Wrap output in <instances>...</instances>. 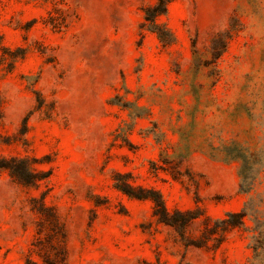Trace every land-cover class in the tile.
<instances>
[{"label": "rangeland", "instance_id": "rangeland-1", "mask_svg": "<svg viewBox=\"0 0 264 264\" xmlns=\"http://www.w3.org/2000/svg\"><path fill=\"white\" fill-rule=\"evenodd\" d=\"M156 2L0 0V159L51 174L30 188L0 170V264H46L63 245L60 264H250L264 239V0H174L159 18L169 47L143 27ZM117 176L170 212L244 210L248 230L186 246Z\"/></svg>", "mask_w": 264, "mask_h": 264}, {"label": "trees", "instance_id": "trees-1", "mask_svg": "<svg viewBox=\"0 0 264 264\" xmlns=\"http://www.w3.org/2000/svg\"><path fill=\"white\" fill-rule=\"evenodd\" d=\"M173 1L174 0H157L155 4L143 9L145 14L143 27L148 31L155 33L163 47L171 46L174 43V36L166 25L159 22V18L167 15L169 6ZM225 47L226 42L224 41L222 42L221 49L216 54V58H219L222 53H224ZM0 50L9 51L1 44ZM16 52H13L12 54V62L10 65H13L19 57ZM2 57L3 56H0V65L3 63ZM34 163H36V160L29 157L2 158L0 159V170L7 171L13 180L23 186L36 188L42 182H47L51 174L35 170L33 167ZM262 171L263 169L259 171V174ZM119 177L122 176H117V178H115L116 187L122 193L133 199L139 201H151L153 203V217L156 219V222L172 228L180 239L185 242L186 246H193L196 248H208L209 246H213L214 248H218L224 243L227 235L233 230H248V226L246 224L248 214L244 210L240 212H230L225 216V218L219 220H213L197 211L170 212L166 207L162 195L158 191L154 189L135 188L127 181H121ZM243 182L245 183V181ZM252 185V183L248 184V188L247 190H244V193H249L252 189ZM40 209L52 213L53 236H61L63 244H65V232L63 226L55 215V212L49 210L43 203H41ZM201 217L204 218V228L202 234L197 240H190L187 235V231L192 223ZM251 249L253 251V257L250 264H264V239L253 238ZM65 260L66 254L65 247L63 245L61 258H59V256H55L54 261L48 262L45 260V263L60 264L64 263Z\"/></svg>", "mask_w": 264, "mask_h": 264}]
</instances>
